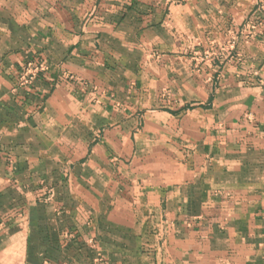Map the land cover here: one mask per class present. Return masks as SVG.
<instances>
[{
	"label": "crops",
	"instance_id": "0c3cea01",
	"mask_svg": "<svg viewBox=\"0 0 264 264\" xmlns=\"http://www.w3.org/2000/svg\"><path fill=\"white\" fill-rule=\"evenodd\" d=\"M263 3L0 0V264H264Z\"/></svg>",
	"mask_w": 264,
	"mask_h": 264
},
{
	"label": "rangeland",
	"instance_id": "374dc122",
	"mask_svg": "<svg viewBox=\"0 0 264 264\" xmlns=\"http://www.w3.org/2000/svg\"><path fill=\"white\" fill-rule=\"evenodd\" d=\"M241 53L238 51L237 34L232 33L230 38L217 44L215 40H212L208 45L204 42H199L198 47L188 56L187 61L190 65L191 72L196 76H205L204 80L208 82L212 81L209 74L210 69L214 68L220 61H236L241 59ZM48 65V64H47ZM49 67V65H48ZM51 67H49V70ZM48 70V72H49ZM24 72L21 73V76ZM21 76L19 78L18 85H21ZM48 196L53 194L51 188L47 189Z\"/></svg>",
	"mask_w": 264,
	"mask_h": 264
},
{
	"label": "built area",
	"instance_id": "2783aa9c",
	"mask_svg": "<svg viewBox=\"0 0 264 264\" xmlns=\"http://www.w3.org/2000/svg\"><path fill=\"white\" fill-rule=\"evenodd\" d=\"M264 5V3H263ZM23 75L21 76V85L32 84L41 73H47L49 67L44 60H39V62H27L24 66ZM100 264H106L101 258L99 259Z\"/></svg>",
	"mask_w": 264,
	"mask_h": 264
}]
</instances>
